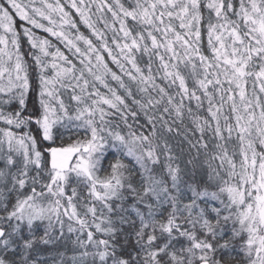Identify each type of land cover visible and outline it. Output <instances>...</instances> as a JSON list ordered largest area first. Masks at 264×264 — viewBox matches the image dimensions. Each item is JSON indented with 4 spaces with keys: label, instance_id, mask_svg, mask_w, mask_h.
Returning a JSON list of instances; mask_svg holds the SVG:
<instances>
[{
    "label": "snow or ice",
    "instance_id": "6c2138e0",
    "mask_svg": "<svg viewBox=\"0 0 264 264\" xmlns=\"http://www.w3.org/2000/svg\"><path fill=\"white\" fill-rule=\"evenodd\" d=\"M0 264H264V0H0Z\"/></svg>",
    "mask_w": 264,
    "mask_h": 264
},
{
    "label": "trees",
    "instance_id": "16d2710c",
    "mask_svg": "<svg viewBox=\"0 0 264 264\" xmlns=\"http://www.w3.org/2000/svg\"><path fill=\"white\" fill-rule=\"evenodd\" d=\"M37 2H39V0H37ZM61 2L62 3H67V0H61ZM66 10H69L68 8H66ZM73 13H74V10H71ZM23 22H21V21H19L18 19H17V27H18V29L20 28V25L22 24ZM81 31H83L86 35H88L89 33H88V30L87 29H85V28H83V27H81ZM44 35H47V34H44ZM110 35V34H109ZM53 40H54V42H55V38H52ZM25 46H27V45H25ZM62 47V46H61ZM106 59H107V57H106ZM111 67H113L114 68V70H115V66L114 65H110Z\"/></svg>",
    "mask_w": 264,
    "mask_h": 264
}]
</instances>
